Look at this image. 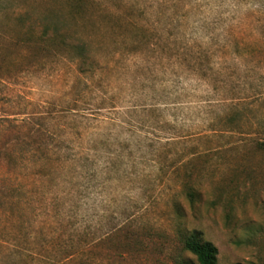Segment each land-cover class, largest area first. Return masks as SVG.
<instances>
[{
	"label": "rangeland",
	"instance_id": "374dc122",
	"mask_svg": "<svg viewBox=\"0 0 264 264\" xmlns=\"http://www.w3.org/2000/svg\"><path fill=\"white\" fill-rule=\"evenodd\" d=\"M20 2L0 22V264H197L195 230L216 264H264V0ZM45 18L90 43L92 74Z\"/></svg>",
	"mask_w": 264,
	"mask_h": 264
},
{
	"label": "trees",
	"instance_id": "16d2710c",
	"mask_svg": "<svg viewBox=\"0 0 264 264\" xmlns=\"http://www.w3.org/2000/svg\"><path fill=\"white\" fill-rule=\"evenodd\" d=\"M15 0H0V22L5 16L12 15L15 18H25L29 16L27 6L20 2L15 4ZM46 21V22H44ZM44 21H40L36 24V29L40 28V38L44 41L53 42L59 40L63 47L70 49L75 56V61L78 65V72L80 74L89 75L97 68L99 64L95 54L91 51V45L87 40L80 38L79 36L68 35L62 28L59 27L57 22L45 18ZM229 47V44L226 48ZM237 104H233L228 111L223 114L225 127L231 129L228 131L236 132L238 124L237 119L240 115V109ZM227 131V130H226ZM217 131H214V134ZM254 147L257 150L264 151V139L254 142ZM201 193L197 187L189 188V191L185 194V198L193 205L201 198ZM185 249L194 256L197 264H216L218 250L214 244L209 241H205L202 238L200 231H192L184 241ZM188 264V263H185ZM239 264V263H237Z\"/></svg>",
	"mask_w": 264,
	"mask_h": 264
}]
</instances>
